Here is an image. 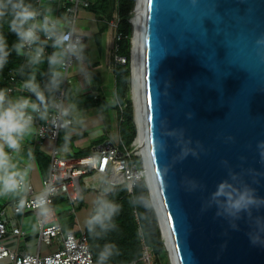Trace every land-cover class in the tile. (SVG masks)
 I'll use <instances>...</instances> for the list:
<instances>
[{"label":"water","instance_id":"95a60500","mask_svg":"<svg viewBox=\"0 0 264 264\" xmlns=\"http://www.w3.org/2000/svg\"><path fill=\"white\" fill-rule=\"evenodd\" d=\"M137 54L165 250L175 264H264V0H142Z\"/></svg>","mask_w":264,"mask_h":264},{"label":"built area","instance_id":"2783aa9c","mask_svg":"<svg viewBox=\"0 0 264 264\" xmlns=\"http://www.w3.org/2000/svg\"><path fill=\"white\" fill-rule=\"evenodd\" d=\"M88 6L87 2L81 0H34L31 8L37 13L34 18L36 23L44 22L49 9H53V17L48 22L57 21L58 23L51 35L39 28L36 29L37 39L32 43L24 44L19 54L21 62L18 67L9 68L5 74L8 99L16 102L21 98H28L38 106L36 112L25 109L26 115L32 116L30 132L33 136V148L42 146L46 141L53 142L54 146L49 153V168L41 180L40 192H35L29 179L30 163L34 161L33 155L29 162L17 170L27 173L24 179L25 190L20 191V197L0 207V262L6 260L9 264H94L85 230L64 231L60 222V214L55 207V200L63 198L64 202L69 205L65 216L68 219L76 214V209L80 206L84 186L93 182L100 186L125 184L128 193L131 194L137 182L146 178L145 168L143 170L142 166L139 167L134 162V158L139 156L138 151L129 150L124 145H113L83 156L63 155L55 146L60 132L65 131L72 124L65 90L72 83L69 70L79 59V49L83 42V37L74 33L77 10L79 7ZM108 25L113 31L114 63L125 64V57L116 54L117 42L123 38L117 30L116 3L113 17L108 21ZM62 36H67L68 39L59 46H54L55 40ZM72 46H75L74 50ZM37 49L42 50L38 61H46L47 70L51 66L49 58L54 53L57 54V73L61 78V83L54 85L48 84L47 76L37 81L34 80L38 91L44 96L43 103L36 98L35 93L24 87L25 83L32 78L30 75L34 71L32 58ZM42 112L46 113L43 119L40 116ZM8 155L12 158L13 150L9 151ZM41 198L48 209L47 215L41 214L36 206ZM21 200L24 201L22 207ZM7 207L10 208L12 216L7 214ZM27 213H32L35 217L38 247L41 244L47 247L55 245V249L50 253L45 255L18 253L5 245V238L17 240L24 235L16 215L23 217ZM134 217L137 222L140 255L137 260L125 264H161L153 248L144 240L136 211H134ZM168 254L169 263L167 264H174L170 253Z\"/></svg>","mask_w":264,"mask_h":264},{"label":"crops","instance_id":"0c3cea01","mask_svg":"<svg viewBox=\"0 0 264 264\" xmlns=\"http://www.w3.org/2000/svg\"><path fill=\"white\" fill-rule=\"evenodd\" d=\"M81 1L87 2L90 6L96 0ZM110 2L112 3L113 0ZM89 6L78 8L74 24V33L81 35L83 42L79 49V59L69 70L72 83L66 87L67 96L65 98L70 109L69 116L72 119V124L65 131L60 132L55 143L57 150L63 155L69 156H78V153L83 151H88L90 154L105 141L116 145L115 133L119 122L118 109H120V105L117 101L114 75L113 31L106 18L103 16L98 18ZM110 10L114 12L113 3ZM47 13L48 17H53V9H49ZM42 63H44V70L41 72L39 67ZM33 70L30 75L34 76L36 81L57 73L56 68L52 66H49L47 70V63L44 60L34 63ZM56 76L59 77V75ZM103 113L107 114V119ZM18 143V149H10L6 145L4 148L6 153L13 150V157L10 159L16 165L15 170L21 169L23 164L29 162L32 155L34 157V149L49 157V149L51 150L54 146L53 142L46 141L44 146L33 148L31 132L25 133ZM43 177L34 157V161L30 163L29 179L36 193L40 192ZM20 196V191L16 194L7 193L0 196V207ZM55 201V207L64 204V200L60 198ZM7 210V214L12 216L10 208L7 207ZM16 218L19 220L24 235L17 240L14 239L11 250L18 253H39V255L50 253L51 250L47 246L43 252L42 244L38 247L36 243L34 215L27 213L23 217L16 215ZM2 262L9 264L6 260Z\"/></svg>","mask_w":264,"mask_h":264},{"label":"trees","instance_id":"16d2710c","mask_svg":"<svg viewBox=\"0 0 264 264\" xmlns=\"http://www.w3.org/2000/svg\"><path fill=\"white\" fill-rule=\"evenodd\" d=\"M26 4L32 5L34 0H24ZM113 10L116 3L118 26L117 30L123 38L117 42L116 54L125 57V64H114V75L116 84V96L118 104L119 136L127 146L131 145L136 137V126L133 121V107L130 99V58L131 37L133 33L129 19L134 15L135 0H113ZM110 0H96L90 4V9L98 18L103 16L107 21L111 20L113 12ZM13 17L9 14L6 20L0 21V35L4 37L8 52L6 62L0 68V89L6 88L5 74L9 68L18 67L21 62L20 55L16 52L15 45L19 44V38L10 30L9 23ZM43 64L39 67L44 70ZM47 81L50 85L61 83V78L49 75ZM67 96V90H65ZM88 155V151L79 152L78 156ZM36 164L45 176L48 172L50 158L41 151L35 150ZM137 166L141 167V159L134 158ZM95 186V202L88 220L95 215L98 207L97 201L103 200L113 206H118L112 213L110 219L91 226L87 223L85 234L87 236L89 249L93 255L94 264H125L137 260L140 255V242L137 231V222L134 217L136 211L141 232L145 242L151 246L161 264L168 263L167 251L164 248L160 230L158 228L156 215L149 201V194L145 181L141 179L133 187L132 193H128L125 184L115 186ZM64 200L63 198H60ZM56 202V201H55ZM91 228V230H90ZM107 253L104 259L101 254Z\"/></svg>","mask_w":264,"mask_h":264},{"label":"clouds","instance_id":"9594fccd","mask_svg":"<svg viewBox=\"0 0 264 264\" xmlns=\"http://www.w3.org/2000/svg\"><path fill=\"white\" fill-rule=\"evenodd\" d=\"M11 15L13 19L9 23V28L19 38L20 43L15 45L16 52L21 54V49L25 43L34 42L37 37L35 36V30L40 29L49 35L57 25V21L49 23L51 19L45 16L44 22L36 23L34 18L37 13L31 8V5L26 4L24 0H0V21L6 20L7 15ZM31 22V23H30ZM68 39L67 36L59 37L55 40L54 46H59ZM75 46H72L74 50ZM7 45L4 37L0 35V68L3 67L8 56L6 51ZM41 49H37L35 56L32 58L33 63L37 62L40 58ZM60 55H63L61 53ZM57 62V54L54 53L49 58L50 64ZM54 76L58 73H54ZM35 77L30 78L24 85L29 91L35 93L36 98L43 103L44 96L38 91V86L34 83ZM37 104L31 102L28 98H21L20 100L13 102L7 98V90L0 89V196L7 193L16 194L19 191H24V179L26 171H17L16 165L12 163L8 153L4 151L5 145L10 149H18V141L21 137L31 131L30 124L32 116L25 113V109H31L32 112L37 111ZM44 112L40 113L41 118H45ZM98 207L89 220L88 224L91 226L93 223H99L103 225V222L110 219L112 213L118 206L108 204L106 201H97ZM24 201H20L21 207ZM36 206L40 209L41 214L47 215L48 209L45 206L44 200L41 198L37 201ZM91 230V228H90ZM107 253L101 254V259H104Z\"/></svg>","mask_w":264,"mask_h":264},{"label":"bare ground","instance_id":"6f19581e","mask_svg":"<svg viewBox=\"0 0 264 264\" xmlns=\"http://www.w3.org/2000/svg\"><path fill=\"white\" fill-rule=\"evenodd\" d=\"M141 3L142 0H136L135 1V11L134 15L132 18V23L134 25V34H133V51H132V96L134 100V105H135V119L138 127V135L135 140V143L138 147V154L143 156L145 160V175H146V180L150 189V194H151V200L158 211L160 215V210L156 198V193L154 191V182H153V176L149 167L148 163V158H147V153H146V142H145V137L143 133V127H142V115H141V104L139 101V84H138V29H139V21H140V15H141ZM161 218V215H160ZM160 226H161V231L162 235L164 237V241L166 243V246L169 248L171 251V245H170V236L168 233V230L161 218L160 221ZM172 254V252H171ZM174 262V259H173ZM175 264V263H174Z\"/></svg>","mask_w":264,"mask_h":264},{"label":"rangeland","instance_id":"374dc122","mask_svg":"<svg viewBox=\"0 0 264 264\" xmlns=\"http://www.w3.org/2000/svg\"><path fill=\"white\" fill-rule=\"evenodd\" d=\"M60 54L61 53H59V55ZM51 66L55 67L56 70L58 71V61L55 64H51ZM106 115L107 114H104L105 118L107 119L108 117ZM116 129H117L116 133H115V137H116V139H115L116 142L115 143H116V145H121V146L124 145L129 150H134L135 151L136 148H137V145H134V146L129 145V146H127L125 143H123L124 142L123 140L121 141L120 136H119V124L117 125ZM136 135H137V133H136ZM137 151H138V148H137ZM48 153H50V149H49ZM138 157L141 159V166H142V169H143L144 168L143 162H142L143 156L139 155ZM93 184H95V182H93L92 184H90L88 186H84L83 194L81 196L80 206L76 209V214L75 215L70 216V218H68V219L65 218L67 210L69 209V205L66 204L65 202H64V204L56 207L58 212L60 213V222H61V226H62L64 231H68V230H71V231L85 230L87 222H88V218L90 216V212H91V210H92V208L94 206V202H95V198H96L95 189H94L95 186ZM162 240L165 243L164 239H162ZM13 241H15V240H11L10 238H5L4 239L5 245L9 249L13 248V245H12L14 243ZM42 248H43V252H44V250L46 249V245L43 244ZM48 248L51 251H53L55 249V245H51ZM168 255L169 254L167 252V256ZM168 259H169V257H168ZM168 263H169V260H168ZM0 264H7V263L1 261Z\"/></svg>","mask_w":264,"mask_h":264}]
</instances>
